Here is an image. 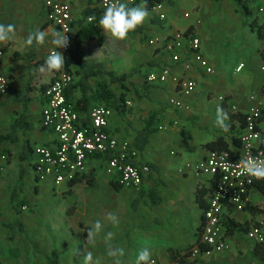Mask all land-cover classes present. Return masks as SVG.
Returning <instances> with one entry per match:
<instances>
[{
    "label": "crops",
    "instance_id": "crops-1",
    "mask_svg": "<svg viewBox=\"0 0 264 264\" xmlns=\"http://www.w3.org/2000/svg\"><path fill=\"white\" fill-rule=\"evenodd\" d=\"M10 1L0 0V23L18 24L14 38L0 43V68L11 79V88L0 100V135L12 136L0 141V154L7 156L5 161L0 159V264H83L88 251L99 264H114V259L107 256L109 243L126 250L120 264H135L137 254L145 246L159 264H185L180 259L191 264H264L256 251L257 243L248 238L246 231L227 236L230 248L224 251L193 257L186 250L199 237L206 209L203 198L198 199V190H205L207 207L214 186L212 177L198 176L193 168L185 167L186 163L204 159L212 150L209 144L216 140V149L229 150L237 157L244 112L252 104L250 96L255 95L264 104L263 39L259 35L264 26L255 5L239 0H196V21L187 20L191 13L176 7V0H161L166 13L164 21L146 6L150 16L135 30L143 37L135 43L136 46L141 41L126 68L124 63L121 67L120 59L115 62L111 48H106L113 40L110 36L106 37L107 44L100 40L102 31L97 38H81L87 66L102 64L116 76L127 75L123 85L111 81L108 74L92 76L79 84L84 69L79 64L71 66L75 87L70 101L79 104L83 121L88 120L93 106L106 104V100L93 96L100 82H106L115 94L109 101L115 106L106 104L114 109L109 125L112 134L136 146L138 132L150 115L155 117L156 130L142 149L136 146L140 160L150 166V171L141 187L135 189L110 182L97 167L98 160L88 164L87 175L95 176L93 185L82 181L56 186L51 181L37 180L34 153L21 159L27 142L34 149L56 143V133L45 127L41 118L46 105L44 89L56 72L41 73L39 69L54 49L51 33L60 30L48 20L45 0ZM56 1L73 7L74 33L81 28L84 9L97 4V0ZM137 5L146 4L140 1L132 6ZM189 27V32L201 38L202 53L215 73L208 74L198 67L190 70L188 74L196 80V88L184 99L189 110H179L169 103L172 97H182L173 81L152 84L146 79L150 71L171 65L169 54L147 43L146 32L168 35ZM35 29L49 34L45 44L26 46L28 33ZM77 41L72 39L71 52L76 50ZM241 64L244 67L238 71ZM175 69L183 73V62ZM220 95L224 100H219ZM127 101L131 103L126 104ZM232 105L238 106V113L233 112ZM218 106L229 115L227 132L216 126ZM20 117L22 122L17 125ZM247 204L264 208V193L252 186ZM23 205L26 210H21ZM108 212L120 220L118 227L105 222L104 233L112 231L115 238L106 242L101 233L93 243H87V231L95 221L104 222ZM259 212L264 210L253 214L248 207L237 211L229 206L224 216L246 223Z\"/></svg>",
    "mask_w": 264,
    "mask_h": 264
},
{
    "label": "built area",
    "instance_id": "built-area-1",
    "mask_svg": "<svg viewBox=\"0 0 264 264\" xmlns=\"http://www.w3.org/2000/svg\"><path fill=\"white\" fill-rule=\"evenodd\" d=\"M152 1L154 3L150 9L157 13L161 21L166 20L163 1ZM239 1L255 5L264 26V0ZM122 2L132 6L137 0ZM96 6L105 11L106 0H97ZM44 7L48 20L61 32H68L66 35L70 41L69 46L66 49H57L64 55L72 47L75 17L73 7L69 3L56 0H45ZM185 16L188 17L189 14L186 13ZM92 19L87 18L88 21ZM147 41L149 45L169 54L171 58V65H162L159 69L150 71L146 77L147 81L152 84L173 81L182 97H172L169 103L179 110H189L190 105L184 99L191 96L196 88V80L188 74L190 70L198 67L208 74L215 73V69L202 53L201 38L192 32L177 30L168 35L153 34ZM262 49L264 50V41ZM53 50H50L48 55ZM2 56L3 50L0 48V58ZM181 62L183 73L175 69ZM243 67L244 64L239 65L238 71ZM0 82L6 83L4 91L0 92L1 100L11 88L10 77L1 68ZM73 82L74 76L64 66L60 72H56L55 78L44 89L46 105L42 110V123L56 133L57 139L55 144L39 145L34 149L33 165L37 180L51 181L56 186L72 184L77 177L89 172L88 164L91 160H98L97 167L110 182L126 188L139 189L150 171V166L140 160V150L135 145L110 132L109 125L114 115L112 107L106 104L95 105L89 110L88 120L83 121L75 103L68 100L66 95ZM218 98L224 100L223 95ZM250 100L252 104L244 112V127L239 135L241 149L239 155L235 157L226 149L210 150L204 159L185 165L187 168H193L198 176H209L214 179L199 237L191 249L193 257L230 248L222 218L229 206L237 211L245 210L248 192L256 180L254 177L241 174L236 165L246 156L264 159L262 147L264 104L257 100L255 95H251ZM232 110L234 113L239 112L237 105H232ZM107 154L109 157L106 158ZM0 159L5 161L7 156L2 153ZM21 209L25 210L27 206L23 205ZM247 236L251 241L264 244V212L249 221ZM154 260L159 264L156 259Z\"/></svg>",
    "mask_w": 264,
    "mask_h": 264
},
{
    "label": "clouds",
    "instance_id": "clouds-1",
    "mask_svg": "<svg viewBox=\"0 0 264 264\" xmlns=\"http://www.w3.org/2000/svg\"><path fill=\"white\" fill-rule=\"evenodd\" d=\"M107 6L102 16L99 19V25L104 32L110 33L112 37L118 40H125L128 38L129 33L135 31L139 26L143 25L150 13L146 5H137L129 7L122 0H106ZM68 32L54 31L51 33V43L54 50L47 56L44 65L40 66L41 73L60 72L66 63V59L62 52L57 49H66L69 46V39L66 35ZM16 34V25L12 23H0V43L11 41ZM48 33L40 29L30 31L24 41L26 46H37L45 44ZM6 83L0 82V92L4 91ZM229 115L220 106L216 110V126L222 131H229L230 125L228 124ZM257 138L259 134L257 133ZM241 174L254 177L256 179H264V159L259 157L246 156L242 157L237 163ZM105 222L110 223L114 227L120 224L119 217L108 212L104 218V222L97 220L94 222L92 228L87 231V243H93L97 236L104 233ZM115 233L108 231L104 233L103 239L110 242L115 238ZM126 255V250L123 247L108 244L107 256L114 259V264H120V258ZM83 264H99L94 259L93 253L88 251L83 258ZM135 264H156L152 258V251L149 247H142L137 254Z\"/></svg>",
    "mask_w": 264,
    "mask_h": 264
},
{
    "label": "trees",
    "instance_id": "trees-1",
    "mask_svg": "<svg viewBox=\"0 0 264 264\" xmlns=\"http://www.w3.org/2000/svg\"><path fill=\"white\" fill-rule=\"evenodd\" d=\"M90 1L92 2L93 0H90ZM140 1H144L148 8H151V6L154 3V1H152V0H137V2H140ZM158 1H161V0H158ZM103 12L104 11L99 9L97 6H95V7L89 6L86 9H84L83 17L80 21V23H81L80 30L76 33L72 32V39L76 38L78 40L77 41V48L73 52H71V50H69V51L64 53V57L66 59L65 68L68 72H70L73 75V72L71 70V66L75 65V64H79L84 69V72H83V75L81 77L79 84L80 83L83 84V82L87 81L88 78H90L92 76L108 74L111 76V81L121 82L123 85V81L127 77L126 74L116 76L113 71L104 69L102 64H97L94 66H87L85 63L84 57L82 55L81 48H80L81 38L89 37V38L93 39V38H97L101 34V27L99 25V19L102 16ZM88 17H92L93 19H92V21H88L87 23H85V20ZM190 28L191 27L187 28V30H185V32L190 31ZM259 35L264 41V32L260 30ZM262 51H263V57H264V50H262ZM73 87H75V85L72 83L66 92L68 100H71L70 94H71V90ZM93 96H94V98H96L97 100H100V101L106 100V104H108L110 106H115L113 103H109V101L115 97V94H114L113 90L108 87V84L106 82H100L98 84V88L93 93ZM78 103H79V101H78ZM78 105H76V108L78 107ZM232 115H234V114H232ZM263 115H264V113H263ZM234 117H235V115H234ZM154 119H155L154 115H150L149 118L147 119L146 126L140 132H138V135L136 138V146L139 149H142L146 145V143L149 139V136L151 135L152 132H154L156 130V127L154 126ZM21 122H22L21 117L16 120L17 125H20ZM11 138H12L11 134L0 135V141L5 140V139H11ZM13 139H15V138H13ZM216 141H218V140H216ZM216 141L211 142L209 144V146L212 150H216V147L213 146V144ZM262 147L264 148V137H263V141H262ZM33 153H34V148H31V145L29 144V142H27L25 144L23 152L21 154V159H28V158H30V156ZM107 156L109 157V154ZM94 180H95V176L85 174V175H82L80 177H77L72 182V184L84 181L89 185H93L95 182ZM253 186L257 187L261 192L264 193V179H256ZM197 195H198V199L203 198L202 204L206 208V204H205V200H204V197L206 195L205 190L203 188L199 189ZM246 207H248L252 212H254L253 214H257L258 211L264 210V208H259V207H256V206H253L250 204L249 205L247 204ZM222 223L224 225L225 233L227 236L232 235L237 231L243 232V233L245 231L247 232L248 228H249V222L248 221H246V223H240V222H237L234 218L229 217L228 215L223 216ZM193 246H194V244L189 245L186 248L189 255H191V249ZM255 248H256V251H258L261 254L260 259L264 260V244L257 243V244H255ZM180 261L184 262L185 264H191V262L186 261L185 259H180Z\"/></svg>",
    "mask_w": 264,
    "mask_h": 264
},
{
    "label": "rangeland",
    "instance_id": "rangeland-1",
    "mask_svg": "<svg viewBox=\"0 0 264 264\" xmlns=\"http://www.w3.org/2000/svg\"><path fill=\"white\" fill-rule=\"evenodd\" d=\"M10 2L11 1L9 0V3ZM16 4L20 5V2H17ZM176 4H177L176 7H178L182 11L187 10L191 13V17L187 20L196 21V15L198 14V11H199L198 6L196 7V5H197L196 0H176ZM10 23L15 24L16 26L18 25L17 21H13ZM101 31L104 34L103 36L105 37V41H104L103 36L100 37V40L105 42L103 44H107L106 40L109 41V39L106 38L107 36H110V38L113 39L109 45L107 44L106 48H108V50L111 48V51L113 54L112 56H114V58L116 59L115 62H118L120 59V63H122L121 67L124 63L123 68H126L129 65V63L131 62L130 59L135 54L134 51H135L137 45L140 44L141 41L136 46H135V43H137L139 40H141V37H143V36L139 32L137 33L135 31H133V32L129 33V36L127 39L118 40V39L112 37V35L110 33L104 32L102 29H101ZM150 36H151V32H146V40ZM147 43H148V41H147ZM127 45H131V47L128 48ZM120 49H122V50H120ZM119 52L121 54H119Z\"/></svg>",
    "mask_w": 264,
    "mask_h": 264
}]
</instances>
